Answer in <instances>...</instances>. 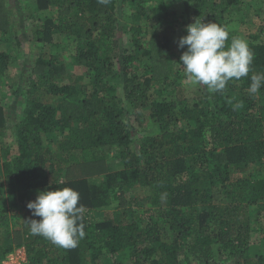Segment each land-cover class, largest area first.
I'll return each instance as SVG.
<instances>
[{
  "label": "trees",
  "instance_id": "trees-1",
  "mask_svg": "<svg viewBox=\"0 0 264 264\" xmlns=\"http://www.w3.org/2000/svg\"><path fill=\"white\" fill-rule=\"evenodd\" d=\"M149 1L34 0L40 53L2 162L0 259L24 247L28 264H264V87L248 91L251 75L264 72V27L238 29L243 7L262 12V0H185L182 15ZM129 5L131 23L121 18ZM2 8L0 28L9 22ZM196 20L224 26L227 44L246 39L254 59L223 92L200 86L190 98L176 79L173 31ZM65 51L83 71L73 82L61 79ZM10 58L0 50V87ZM82 81L91 88L80 94ZM6 125L0 104V133ZM74 167L88 171L72 176ZM64 187L85 207L86 235L73 249L30 234L27 223L40 219L27 208L35 190Z\"/></svg>",
  "mask_w": 264,
  "mask_h": 264
},
{
  "label": "clouds",
  "instance_id": "clouds-1",
  "mask_svg": "<svg viewBox=\"0 0 264 264\" xmlns=\"http://www.w3.org/2000/svg\"><path fill=\"white\" fill-rule=\"evenodd\" d=\"M110 0H98L108 4ZM187 34L180 37L179 48L187 50L180 56L187 82L204 87L209 93L223 92L231 80H240L250 73L254 55L246 39L233 36L215 22L196 20L186 26ZM248 91L256 94L264 87V72L253 73ZM78 191L70 187L41 190L27 203L34 217L27 221L32 235H39L64 249L79 245L85 233V207ZM17 248V247H16Z\"/></svg>",
  "mask_w": 264,
  "mask_h": 264
},
{
  "label": "rangeland",
  "instance_id": "rangeland-1",
  "mask_svg": "<svg viewBox=\"0 0 264 264\" xmlns=\"http://www.w3.org/2000/svg\"><path fill=\"white\" fill-rule=\"evenodd\" d=\"M157 1L158 0H150L146 5L149 7L160 5L163 9L176 11L178 15H182L186 12L185 0H163L162 2ZM0 4L3 5L2 9L5 14L2 17H5L4 20H9V22H6L2 25L3 28H0V50H7L11 54L10 67L3 79V85L0 87V104L5 108L7 118V125L1 130L0 133V177L4 179L5 175L3 173L2 167L4 154L8 149L14 151L15 145L13 144V141L16 135V127L22 119L24 107L27 98L29 97L28 89L30 86V73L36 63L37 57L40 53V48L36 44L35 38L32 36L33 13L36 12L34 8V0H0ZM260 6L262 8V12L259 13L256 11L258 8L257 4H254L253 9L250 8V6H245L243 9L247 11L239 12L245 19V22H241V25L238 28L242 35L247 34V32L250 31H257L262 26L264 27V0H262ZM132 8L133 7L131 5L127 7L128 16L126 14L120 13L124 22H132ZM124 16L127 17L124 18ZM173 34L175 53L178 56H181L182 53L187 50V46H185L183 49L179 48L178 41L180 37L187 34L186 26H177L175 31H173ZM122 39L124 44L129 45L128 34L124 33ZM57 41L62 43V47L60 49L62 53L64 50H68L66 49V40L62 38L57 39ZM45 51H47L45 52V55H48L53 50H50L47 47L45 48ZM59 55L61 58H64V63L67 67V73L64 76H61L62 82H73L75 77L80 73H83V71L81 68L71 64V58L67 56L66 51L63 55H61L60 52ZM176 79L184 87L187 95L190 98H193L197 95V89L200 86L191 85L187 82L183 68L182 71L177 74ZM86 84L88 85V82L86 81L80 82V86L77 89L80 94L86 89L87 91L90 90L91 87L89 86V88H86ZM202 89L208 92L204 87H202ZM87 171L88 168L74 167L71 170V174L72 176L79 177L87 173ZM39 191L40 189L34 191L33 200L36 199ZM134 193L136 195H143L147 193V190L145 188H139L135 190ZM0 201L1 203L4 202L5 196L0 197ZM111 209L112 207H106L105 209L100 210L98 214L102 217V215L105 213L110 212ZM252 210L253 222L254 224L258 225V222L255 221L257 208L253 206ZM260 234V231H254L252 233V240H259ZM260 249V246L254 245L252 247V253L258 252ZM182 262L184 263V260H182ZM215 262L222 264L223 261L222 259L220 260L219 257H216Z\"/></svg>",
  "mask_w": 264,
  "mask_h": 264
},
{
  "label": "built area",
  "instance_id": "built-area-1",
  "mask_svg": "<svg viewBox=\"0 0 264 264\" xmlns=\"http://www.w3.org/2000/svg\"><path fill=\"white\" fill-rule=\"evenodd\" d=\"M0 264H28V257L25 248H15L3 259H0Z\"/></svg>",
  "mask_w": 264,
  "mask_h": 264
}]
</instances>
